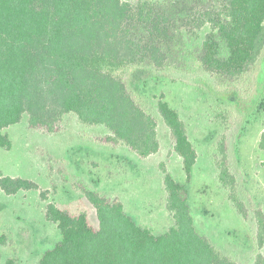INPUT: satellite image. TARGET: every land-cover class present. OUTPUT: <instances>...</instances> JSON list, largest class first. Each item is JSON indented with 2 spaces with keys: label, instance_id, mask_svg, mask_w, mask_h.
Masks as SVG:
<instances>
[{
  "label": "trees",
  "instance_id": "trees-1",
  "mask_svg": "<svg viewBox=\"0 0 264 264\" xmlns=\"http://www.w3.org/2000/svg\"><path fill=\"white\" fill-rule=\"evenodd\" d=\"M263 54L264 0H0V147L11 145L3 130L24 115L31 128L52 132L74 114L83 125L103 127L107 145L146 158L160 141L154 115L133 97L137 78L148 70L169 77L171 69L197 63L234 86L255 73ZM126 70L131 76L124 80L119 73ZM224 99L212 105L217 125L233 109ZM156 108L189 176L197 151L186 125L168 100ZM258 146L264 150V129ZM221 152L217 178L240 216L253 220L251 246L262 248L264 212L243 205ZM162 183L173 223L158 235L138 225L118 198L97 191H83L97 227L83 213L71 216L48 203L45 218L61 238L37 264H237L197 232L185 185L168 173ZM0 189L14 195L39 187L0 176ZM254 264H264V255L258 252Z\"/></svg>",
  "mask_w": 264,
  "mask_h": 264
},
{
  "label": "rangeland",
  "instance_id": "rangeland-1",
  "mask_svg": "<svg viewBox=\"0 0 264 264\" xmlns=\"http://www.w3.org/2000/svg\"><path fill=\"white\" fill-rule=\"evenodd\" d=\"M198 66L171 69L169 77L148 70L132 85L135 100L157 122L160 147L146 158L107 145L103 127L83 125L74 114H66L52 132L31 128L27 115L6 127L3 131L11 145L0 147V176L28 179L39 189L14 195L0 189V264L11 258L16 264H37L42 253L60 240L57 226L45 218L50 202L71 216L85 214L88 223L97 227L95 209L83 194L88 190L118 198L138 225L161 234L173 223L165 206L164 173L185 185L196 230L219 253L237 264H254L258 252L264 255V245L251 246L254 222L241 217L230 202L215 164L224 147L243 205L264 212V150L258 146L264 129V54L255 73L234 86ZM119 75L127 80L131 72ZM211 85L216 91L209 89ZM219 98L228 99L223 101L233 109L227 107L217 125L212 105ZM159 100H168L177 109L197 151L189 176L157 112Z\"/></svg>",
  "mask_w": 264,
  "mask_h": 264
}]
</instances>
